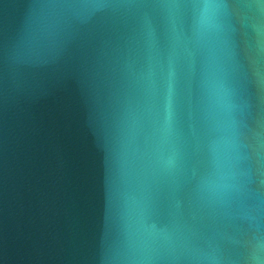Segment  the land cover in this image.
I'll list each match as a JSON object with an SVG mask.
<instances>
[{"label":"water","instance_id":"water-1","mask_svg":"<svg viewBox=\"0 0 264 264\" xmlns=\"http://www.w3.org/2000/svg\"><path fill=\"white\" fill-rule=\"evenodd\" d=\"M0 264H264V0H0Z\"/></svg>","mask_w":264,"mask_h":264}]
</instances>
